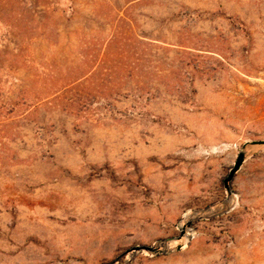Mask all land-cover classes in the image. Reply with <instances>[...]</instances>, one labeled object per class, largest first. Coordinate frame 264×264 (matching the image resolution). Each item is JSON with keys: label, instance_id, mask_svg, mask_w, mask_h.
Here are the masks:
<instances>
[{"label": "rangeland", "instance_id": "obj_1", "mask_svg": "<svg viewBox=\"0 0 264 264\" xmlns=\"http://www.w3.org/2000/svg\"><path fill=\"white\" fill-rule=\"evenodd\" d=\"M259 141L264 0H0V264H264Z\"/></svg>", "mask_w": 264, "mask_h": 264}, {"label": "water", "instance_id": "obj_2", "mask_svg": "<svg viewBox=\"0 0 264 264\" xmlns=\"http://www.w3.org/2000/svg\"><path fill=\"white\" fill-rule=\"evenodd\" d=\"M250 146H255V145H261L264 146V141H259V142H251L249 143ZM248 146V144H245L242 147L241 152L238 154L237 159L234 163V166L230 169L229 174L227 175V177L224 179L223 181V186L224 188L227 190V192L230 191V187H229V183L230 181L233 179L235 173L238 171V169L240 168V166L242 165L244 159H245V151H246V147ZM191 221H189L186 226H189ZM185 228V227H184ZM184 228L182 229V232L184 230ZM183 234V233H182ZM146 251L151 255H155V254H159V253H168L167 250L165 249H160V247H155V246H136L133 249H131L130 251Z\"/></svg>", "mask_w": 264, "mask_h": 264}]
</instances>
